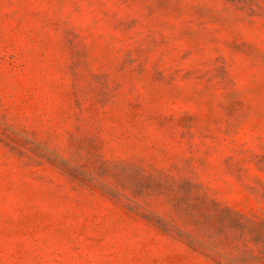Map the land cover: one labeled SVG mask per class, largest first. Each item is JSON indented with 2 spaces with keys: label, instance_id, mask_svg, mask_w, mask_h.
<instances>
[{
  "label": "rangeland",
  "instance_id": "obj_1",
  "mask_svg": "<svg viewBox=\"0 0 264 264\" xmlns=\"http://www.w3.org/2000/svg\"><path fill=\"white\" fill-rule=\"evenodd\" d=\"M0 264H264V0H0Z\"/></svg>",
  "mask_w": 264,
  "mask_h": 264
}]
</instances>
